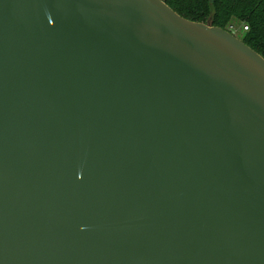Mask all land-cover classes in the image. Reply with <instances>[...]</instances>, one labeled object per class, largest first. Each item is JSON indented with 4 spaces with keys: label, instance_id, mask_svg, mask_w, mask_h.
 <instances>
[{
    "label": "water",
    "instance_id": "95a60500",
    "mask_svg": "<svg viewBox=\"0 0 264 264\" xmlns=\"http://www.w3.org/2000/svg\"><path fill=\"white\" fill-rule=\"evenodd\" d=\"M0 264H264V58L162 0H0Z\"/></svg>",
    "mask_w": 264,
    "mask_h": 264
},
{
    "label": "trees",
    "instance_id": "16d2710c",
    "mask_svg": "<svg viewBox=\"0 0 264 264\" xmlns=\"http://www.w3.org/2000/svg\"><path fill=\"white\" fill-rule=\"evenodd\" d=\"M179 16L230 32L233 22L247 27L240 39L264 58V0H162Z\"/></svg>",
    "mask_w": 264,
    "mask_h": 264
},
{
    "label": "rangeland",
    "instance_id": "374dc122",
    "mask_svg": "<svg viewBox=\"0 0 264 264\" xmlns=\"http://www.w3.org/2000/svg\"><path fill=\"white\" fill-rule=\"evenodd\" d=\"M230 27H232V30H230V33H232L239 39L243 37V34H242V29L244 27L243 24L238 23V22H233Z\"/></svg>",
    "mask_w": 264,
    "mask_h": 264
},
{
    "label": "built area",
    "instance_id": "2783aa9c",
    "mask_svg": "<svg viewBox=\"0 0 264 264\" xmlns=\"http://www.w3.org/2000/svg\"><path fill=\"white\" fill-rule=\"evenodd\" d=\"M244 30H247V27H243ZM229 30H232V27L229 28Z\"/></svg>",
    "mask_w": 264,
    "mask_h": 264
}]
</instances>
